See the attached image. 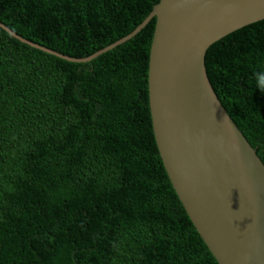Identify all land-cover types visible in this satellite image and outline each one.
I'll return each instance as SVG.
<instances>
[{
  "label": "trees",
  "instance_id": "trees-1",
  "mask_svg": "<svg viewBox=\"0 0 264 264\" xmlns=\"http://www.w3.org/2000/svg\"><path fill=\"white\" fill-rule=\"evenodd\" d=\"M159 0H0L19 36L86 58L124 37ZM152 18L85 61L0 27V264H218L162 164L147 67ZM264 164V20L205 67Z\"/></svg>",
  "mask_w": 264,
  "mask_h": 264
},
{
  "label": "water",
  "instance_id": "water-1",
  "mask_svg": "<svg viewBox=\"0 0 264 264\" xmlns=\"http://www.w3.org/2000/svg\"><path fill=\"white\" fill-rule=\"evenodd\" d=\"M152 18L148 99L155 143L179 201L218 264H264V164L214 92L205 67L220 47L264 20V0H159Z\"/></svg>",
  "mask_w": 264,
  "mask_h": 264
},
{
  "label": "clouds",
  "instance_id": "clouds-1",
  "mask_svg": "<svg viewBox=\"0 0 264 264\" xmlns=\"http://www.w3.org/2000/svg\"><path fill=\"white\" fill-rule=\"evenodd\" d=\"M257 85L261 88H264V73L256 74Z\"/></svg>",
  "mask_w": 264,
  "mask_h": 264
}]
</instances>
